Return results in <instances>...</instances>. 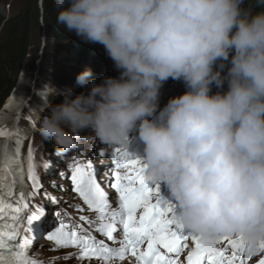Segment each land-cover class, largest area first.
Masks as SVG:
<instances>
[{
	"label": "clouds",
	"instance_id": "obj_1",
	"mask_svg": "<svg viewBox=\"0 0 264 264\" xmlns=\"http://www.w3.org/2000/svg\"><path fill=\"white\" fill-rule=\"evenodd\" d=\"M55 7L56 24L103 45L120 75L97 83L86 68L76 77L86 92L68 89L59 103L48 100L55 87L31 82L47 106L31 110L40 136L58 154L97 140L128 150L135 130L145 176L168 190L186 231L206 246L221 235L264 241V0H55ZM170 78L187 90L160 108ZM0 155L7 157L6 143Z\"/></svg>",
	"mask_w": 264,
	"mask_h": 264
},
{
	"label": "snow or ice",
	"instance_id": "obj_2",
	"mask_svg": "<svg viewBox=\"0 0 264 264\" xmlns=\"http://www.w3.org/2000/svg\"><path fill=\"white\" fill-rule=\"evenodd\" d=\"M28 155V179L35 197L42 187L37 164L31 162V148ZM80 155L84 158L73 157L68 164L73 191L95 216L80 215L79 222H66V214L57 212L56 226L46 230L39 223L45 216L43 207L23 194L16 205L7 206L8 214L0 201V264H45L32 251L40 239L51 241L54 249H76L62 258L75 257L77 264H249L257 252L262 254L257 264H264V241L246 240L241 234L221 235L206 246L199 236L186 231L175 217L174 205L160 196L159 185H150L144 164L128 150L114 149L112 166L103 170V176L94 166L95 153ZM99 156L108 154L101 150ZM43 167H49L47 161ZM109 188L118 194L115 205ZM93 231L111 243L98 239Z\"/></svg>",
	"mask_w": 264,
	"mask_h": 264
},
{
	"label": "rangeland",
	"instance_id": "obj_3",
	"mask_svg": "<svg viewBox=\"0 0 264 264\" xmlns=\"http://www.w3.org/2000/svg\"><path fill=\"white\" fill-rule=\"evenodd\" d=\"M41 4L42 3L40 0V5ZM40 7L41 9L43 8L42 5ZM46 32L47 30L43 25L39 31H35L34 36H32V44L29 49V56L27 62L16 82L17 84L20 79L26 78L25 80L28 85L27 88L28 107L24 112L23 116H21V118L18 120L19 123L18 130L21 131L23 137V143L25 145L23 149L24 154L22 156L23 157L22 163L24 162L23 171L26 174V178H25L26 181H24V188L27 189V190L25 189V197L28 200H30L32 204L42 206L44 211H45V205L49 203L48 197L50 196L51 193L49 191V194L47 196L45 195V193L49 189V186L47 185L48 183L47 179L51 177L52 174L51 169L53 171V167L57 169L59 168L58 167L59 164H57L59 162L56 160L57 156L55 157L56 151L51 152V150L49 149V147L52 146V143L41 139V136L38 132V127L32 129L33 125L31 121H33V123L34 122L37 123V121L32 116L31 110L33 108H37V109L44 108L46 110L47 106L45 102L34 93L32 87H30L29 84L31 82H34L35 88H41L44 84H50L51 86L55 87L57 91V95L48 97V100L52 103H55L56 102L55 100H62L65 92L68 89H72L74 94H79L82 91L86 92L85 88H82L80 85L76 83V77L81 71L85 70L86 68H89V65L87 67L86 66L82 67L70 63L69 58L71 57V54L74 53L73 52L74 43H76V41H81L86 48H91L92 50L94 49V51L96 50L101 53H103V50H105L103 45L99 43L96 44L85 43L77 36H70V38L62 40V42L61 41L57 42V40H55L53 37L47 36ZM58 52L59 53L61 52L60 53L61 55L56 57V54L54 53H58ZM52 66H54L53 70H52ZM56 67L60 69L56 71L55 70ZM107 75L108 74H106L104 71V73L99 72L95 76V72H94V76L95 78H97L96 79L97 83L100 82V78L103 79L104 77H109ZM2 108L0 109V111L2 110ZM88 146H89L88 143H85L82 148L89 152L90 149ZM29 148H31L32 150L31 162H34L38 165L37 172L40 177L41 187H42L40 193L35 197L31 196V193L33 192V187H32V182L28 179V175H29L28 164L30 163V159L28 155ZM44 161L48 162L49 167L47 168L43 167ZM42 199L44 200L43 203L41 201ZM46 220L47 219L45 217L41 222H44ZM75 251L76 250L71 247L64 248L63 250H57L54 254H51V252H49L48 250L47 252L42 250L41 252H44V255L36 256V259L40 261H44L45 264H48L50 260L52 261V264H77V259L75 257H71L69 259L62 258L66 254Z\"/></svg>",
	"mask_w": 264,
	"mask_h": 264
},
{
	"label": "trees",
	"instance_id": "obj_4",
	"mask_svg": "<svg viewBox=\"0 0 264 264\" xmlns=\"http://www.w3.org/2000/svg\"><path fill=\"white\" fill-rule=\"evenodd\" d=\"M254 2L255 0H245V5ZM42 6L41 9L40 0H0V109L17 85L16 82L27 62L35 31H39L43 25L47 30L46 35L53 37L57 42L76 36L56 24L58 9L55 7V0H42ZM73 52L69 58L70 63L82 67L89 65L95 76L104 71L109 77L120 75V71L115 68L114 62L106 55L105 50L103 53L94 51L86 48L81 41H76ZM60 53L54 54L57 57L61 55ZM59 69L56 67L55 70ZM224 72H227V68ZM101 80L102 78L100 82ZM186 90L183 81L170 78L161 88L160 105L164 107L170 98L182 95ZM218 90L215 85L212 86V92ZM223 90L227 91L226 82ZM41 139L44 140L42 137ZM53 148L55 147H49L50 150Z\"/></svg>",
	"mask_w": 264,
	"mask_h": 264
},
{
	"label": "bare ground",
	"instance_id": "obj_5",
	"mask_svg": "<svg viewBox=\"0 0 264 264\" xmlns=\"http://www.w3.org/2000/svg\"><path fill=\"white\" fill-rule=\"evenodd\" d=\"M25 79L26 78H22L19 80L12 94L0 111V145L7 144V157L5 158L0 155V186H7L8 197L12 195L11 189L13 183L19 190V198L21 194L25 197L26 188H24V181H26V174L23 171L24 162L22 163V156L24 154L23 149L25 145L23 143L21 131L18 130V120L23 116L28 107L26 99L28 96V85ZM33 124L35 128L38 127V122H34ZM53 151L54 150L51 152Z\"/></svg>",
	"mask_w": 264,
	"mask_h": 264
},
{
	"label": "water",
	"instance_id": "obj_6",
	"mask_svg": "<svg viewBox=\"0 0 264 264\" xmlns=\"http://www.w3.org/2000/svg\"><path fill=\"white\" fill-rule=\"evenodd\" d=\"M41 3H42V0H41ZM41 5H42V4H41ZM41 5H40V6H41Z\"/></svg>",
	"mask_w": 264,
	"mask_h": 264
}]
</instances>
